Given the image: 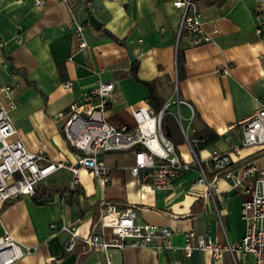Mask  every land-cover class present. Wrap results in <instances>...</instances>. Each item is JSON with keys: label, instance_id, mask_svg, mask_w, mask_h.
<instances>
[{"label": "crops", "instance_id": "obj_1", "mask_svg": "<svg viewBox=\"0 0 264 264\" xmlns=\"http://www.w3.org/2000/svg\"><path fill=\"white\" fill-rule=\"evenodd\" d=\"M193 4L204 27L209 29L214 22L217 32L211 42L194 46L178 42L175 52L182 55L183 76L176 81L173 44L180 12L171 0H43L41 6L32 0H0V85L11 86L15 106L10 119L25 148L42 151L51 161L71 162L72 153L55 117L99 82L113 84L104 111L110 124L132 126L131 108L143 105L152 110L147 89L138 81H154V94L163 103L171 99L172 89L174 98L191 108L187 122L189 109L172 105L187 126L188 139H196L192 134L201 124L218 136L203 148L197 147V139L193 148L197 158H204L211 147L224 149L226 142L237 141L241 121L254 112L264 94V12L257 8V0H193ZM85 9L114 39L87 24ZM71 18L83 26L80 48ZM125 46L135 62L136 80L130 75L133 62ZM64 82L69 86L63 88ZM169 118L176 124L170 114ZM181 158L190 161L192 155ZM247 160L261 166L262 151L249 147L232 153L230 167ZM102 161L103 184L81 171L76 188L60 199L68 172L57 170L36 184L31 196L0 205V235L6 233L31 248L13 264H107L105 257L108 264H232L226 253L220 260L197 250L185 257L180 248L188 232L192 240L203 235L217 243L224 237L236 242L244 229L239 208L245 193L230 189L221 174L206 172L218 191L212 199L205 198L203 186L191 183L196 175L192 166L175 177L170 190L154 191L128 172L133 161L130 150L107 152ZM105 203L132 208L136 222L167 227L168 247L126 245L121 250L82 252L80 239L88 235L98 207ZM60 220L75 226L77 239L71 252L63 250L64 233L50 236L48 224ZM101 232L108 240V230ZM235 256L240 263H250L247 256Z\"/></svg>", "mask_w": 264, "mask_h": 264}, {"label": "built area", "instance_id": "obj_2", "mask_svg": "<svg viewBox=\"0 0 264 264\" xmlns=\"http://www.w3.org/2000/svg\"><path fill=\"white\" fill-rule=\"evenodd\" d=\"M42 3L43 0H32L34 6H41ZM171 6L180 12L174 33V62L179 41L183 40L188 46L211 42L217 27L214 22H210L209 29L204 27L193 0H171ZM257 8L264 12V0H257ZM71 24L80 48L84 46L83 26L74 18H71ZM68 86V82L62 83L63 88ZM112 88V82H99L56 115L55 119L60 120V132L73 158L71 162H64L51 161L42 151L31 152L25 148L10 119V112L15 106L11 86L0 85V205L18 197L31 196L35 185L57 170L68 172L60 199L76 188L81 171L89 172L98 184H103L106 176L102 155L130 150L133 161L128 172L138 176L140 182L146 181L154 191L170 190L175 177L192 166L196 175L191 183L203 186L205 198L212 199V194L218 191L214 182L207 179L206 172H212L214 177L221 174L230 189L246 194L239 208L244 229L236 242L229 243L224 237L221 243H217L203 235H196L192 240L193 234L188 232L180 248L183 256L188 257L193 250L208 251L213 259L220 260L226 253L232 264H247L238 261L235 253H239L250 259L249 264H264V94L258 99L254 112L241 121L240 138L235 142H226L224 149L211 147L204 158L195 156L193 148L197 139H188L187 126L183 125V118L176 109L179 132L192 155L190 161H185L162 132L160 121L162 115L168 113L170 104H182L190 111L189 122L192 118L189 105L175 96L173 100H166L156 112L143 105L131 108L132 126L110 124L104 119V111ZM249 147L262 151V165L257 166L253 160H247L237 168H231L230 155ZM97 210L88 235L80 239L82 252L103 251L106 248L121 250L126 245L155 250L168 247L166 241L170 230L165 226L136 222L132 208L118 209L113 203H105ZM48 229L50 236L64 233L63 250L72 251L77 239L74 225L60 220L58 224L50 222ZM102 229L108 230V240L103 239ZM30 249L3 233L0 235V264H13ZM104 260L108 264L106 257Z\"/></svg>", "mask_w": 264, "mask_h": 264}, {"label": "trees", "instance_id": "obj_3", "mask_svg": "<svg viewBox=\"0 0 264 264\" xmlns=\"http://www.w3.org/2000/svg\"><path fill=\"white\" fill-rule=\"evenodd\" d=\"M97 30L108 35L110 38L114 39V37L111 36L104 28H102V26H100ZM134 68H135V62H133L130 66V75L135 79ZM174 71H175V80L178 81L183 76L182 55L178 51L175 52ZM138 82L144 85L147 89L146 101L152 107V111L156 112L157 110H159L163 104V101L157 98L156 95L154 94L153 91L154 81H138ZM169 119H170L169 114L164 113L161 117L160 126L163 133H164L163 126L167 127L168 135L166 137L170 140L172 132L175 130L178 131V129L176 127V124L174 122H171ZM192 136L200 140L197 146L198 148H203L206 145L218 139V136L203 124H201L200 128L194 130Z\"/></svg>", "mask_w": 264, "mask_h": 264}, {"label": "rangeland", "instance_id": "obj_4", "mask_svg": "<svg viewBox=\"0 0 264 264\" xmlns=\"http://www.w3.org/2000/svg\"><path fill=\"white\" fill-rule=\"evenodd\" d=\"M170 96L171 99H174V90L170 89ZM167 111L169 112L170 116H172L173 120L176 122V118H175V111L173 109L172 104H170V106L167 108ZM183 123V122H182ZM177 124V122H176ZM170 139L172 140L173 144H174V149L176 151V153L180 156V157H184V156H191V153L189 152V150H187L186 145L184 143V140L182 138L181 135H179L176 131L172 132ZM41 182H39L40 184Z\"/></svg>", "mask_w": 264, "mask_h": 264}, {"label": "water", "instance_id": "obj_5", "mask_svg": "<svg viewBox=\"0 0 264 264\" xmlns=\"http://www.w3.org/2000/svg\"><path fill=\"white\" fill-rule=\"evenodd\" d=\"M85 18H86V22L87 24L93 29V30H97L100 27V23L98 20H96L88 11L87 9H85ZM125 51L128 57V60L130 63H132L134 61L132 55L130 54L128 48L125 46ZM163 130H164V135H168V129L166 126H163ZM45 199V198H43Z\"/></svg>", "mask_w": 264, "mask_h": 264}]
</instances>
